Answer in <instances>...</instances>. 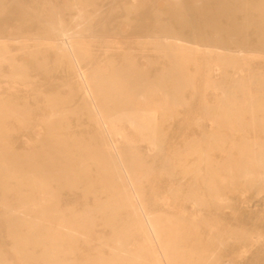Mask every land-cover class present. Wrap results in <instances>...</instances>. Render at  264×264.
I'll return each instance as SVG.
<instances>
[{
  "label": "bare ground",
  "instance_id": "6f19581e",
  "mask_svg": "<svg viewBox=\"0 0 264 264\" xmlns=\"http://www.w3.org/2000/svg\"><path fill=\"white\" fill-rule=\"evenodd\" d=\"M116 1L109 0V6L115 5ZM186 4L184 0H164V11L172 14L174 22L178 23L176 25L167 22L161 15V10L154 4L151 10L155 15V20L151 23L153 26L146 33L142 30L144 34H142V38L138 39L139 43L149 44L159 54L168 56L167 69L162 67L158 75L150 81H148L143 70H136L141 77L137 81L134 77L128 76L124 69H112L110 73L103 76L104 79L110 81L111 86L107 93L102 94L98 89V84L89 83L81 64L85 46L90 43L87 40H95L96 35H98L91 25V15L96 14L102 5L96 0H67L64 4L54 1L48 3L46 15L42 21L44 28L38 33H32L29 38L35 41L39 52L47 53V50L51 49L58 64L67 63L78 74L81 80L78 88L82 90V103L76 109L86 111L87 119L94 121L103 128L100 135L105 137V140L94 138L93 134L89 133L63 134L58 132L57 130L69 126V124L62 123L64 113L55 107L56 102H50V105L54 106V113L46 125L50 130L47 142L52 145V149L47 153L44 162L37 159L35 154L19 157L9 148H4L2 132L0 131V200L3 202L2 215L8 218L7 223L2 227L11 239L10 247L20 256L22 264H29L30 261L35 260H41L47 264H65L64 256L68 254H75L78 257V260L72 264H115L118 259L128 261L134 256L131 252L119 247L120 237L113 239L112 247L116 249L113 260L104 258L102 253L94 256L79 249L78 241L80 238L88 242V228L85 227V224L90 222L87 220L88 213L68 212L66 208L61 207L60 198L61 196H71L70 190L79 189L81 185H84L81 187L84 194H99L105 190L110 192L100 207V210L103 211L109 208L105 212V222L110 226L115 227L117 225V217L122 214V209L126 211L127 220L130 219L145 226L153 237L158 250L155 263L178 264L169 258L157 240L156 228L159 225L162 226L161 219L152 217L141 203L133 206L131 210L127 209L126 187L134 190V178L139 177L140 174L148 175L150 166L145 162L136 145L128 144L125 141L118 144L114 141L113 136L117 133V130H114L116 127L113 123L115 119H129L139 130L138 134H142L140 129L145 128L147 130L146 135L152 138L160 148L161 137L164 136V133L159 128L158 120L161 119L166 122L173 116L174 108L177 105L190 104L191 107L202 108L203 113L209 114L219 127L225 129L224 133L221 131L202 133L200 140H190L183 149L171 151L173 156L200 153L208 159L206 163L208 170L206 171H200L197 166H186L180 160L176 165L180 175H190L194 178L193 183L206 185L210 189L209 196L207 195L208 200L220 199L218 190L222 185L233 188L238 183L249 182L264 176V141H260V146L254 148L247 140L234 139L231 132L234 126H238L246 132L249 130L264 133V83L260 84L254 80L248 84H241L240 82L236 92L226 93L224 91L223 99L210 101L203 98L198 103L194 100L189 101L179 91L183 85H195V77L191 71L196 73L198 68L193 70L190 68L203 60L210 63L218 61L221 65L222 75H225L232 69H246L247 65L257 62L256 60L261 55L264 56L262 47L254 48L241 43L243 34L257 23V19H254L252 4L244 0H190L188 6ZM89 7L92 8V11L89 10ZM121 12L123 11L121 10ZM224 13L227 16L226 19L221 17ZM182 23L191 24L192 30L186 32L181 29ZM208 27H213V31H210ZM87 35L90 38L87 37V39ZM7 38L12 40L14 36L0 33V57H7ZM165 70L177 73L184 71L188 75H180L184 82L175 85L174 90L172 89L170 93L164 90V100L152 105L149 100L151 90L149 91L148 88H164ZM262 74L264 75V71ZM144 81L147 82L143 83ZM251 85H254L259 91L251 92ZM238 92L240 95L237 94ZM69 102L71 101L61 100L59 103ZM2 113H11L17 116L22 113L21 103L0 97V118ZM139 113L144 114L145 121L141 120ZM193 118L194 123L192 124L197 126L200 117L195 116ZM181 130L179 128V131ZM227 144L239 152V162L236 165L227 162H213L211 159V152L215 147L226 149ZM226 151L229 149L227 148ZM171 164L168 165L170 171L173 169ZM258 168L263 170L258 171ZM193 192L195 191L192 189L188 190V194ZM194 196L197 199L200 198L198 195ZM202 197L204 198V196ZM116 200L119 201L118 204L113 203ZM54 220H56L55 223H53ZM168 221L175 237H178L183 227L191 228V232L196 235L202 233L200 225L196 223L184 225L175 217H169ZM22 222L27 224L28 230L26 232L20 228L19 224ZM34 229L38 231L36 236L32 233ZM140 246L139 249L142 247ZM195 251L197 258L193 262L194 264H226L225 260L217 253V245L212 239L203 242L198 239ZM191 263L186 259L183 264ZM0 264H9L1 247Z\"/></svg>",
  "mask_w": 264,
  "mask_h": 264
},
{
  "label": "rangeland",
  "instance_id": "374dc122",
  "mask_svg": "<svg viewBox=\"0 0 264 264\" xmlns=\"http://www.w3.org/2000/svg\"><path fill=\"white\" fill-rule=\"evenodd\" d=\"M50 1L64 4L67 0H1L0 5V33L14 36L12 40L7 38V57H0V97L10 99L12 102H20L22 107V113L17 116L11 113H2L0 131L2 132L3 146L9 148L19 157L35 154L41 162L45 161L47 153L52 149V145L47 142L50 130L46 125L54 113V106L50 105V102H56L55 107L64 113L62 123L69 124V126L57 130L58 132L63 134L89 133L93 134L94 138L105 140V137L100 135L103 128L94 121L88 120L86 111L76 109L82 103V90L78 88L81 80L78 74L67 63L58 64L51 49L47 50V53L39 52L35 41L29 38L32 33H38L44 28L42 21ZM150 1L155 2L153 3L161 10V15L167 22H172L173 25L178 24L174 22L171 13H165L164 0H117L113 6H109V0H96L102 6L96 14L91 15V25L98 35H96L95 40H87L90 43L85 46L81 64L89 83L98 84V89L102 94L107 93L111 86L110 81L104 79L103 76L110 73L112 69H124L128 76L134 77L137 81L141 77L136 70H143L148 81H150L158 75L162 67L167 69L168 56L159 54L149 44L138 42V39L142 38V34L153 26L151 23L155 20V15L151 12L154 4ZM184 1L188 6L190 0ZM244 1L252 4L254 19H257V23L243 34L241 43L249 47H262L264 49V0ZM89 10L92 11V8L89 7ZM131 16L133 17L131 18ZM136 16L141 20L137 21L139 18ZM221 17L222 19L227 18L225 13ZM109 20L110 22H108ZM113 22L115 23L113 24ZM137 25H141V27ZM181 26L180 28L186 32L192 30L191 24L182 23ZM208 28L213 31V27ZM86 34L89 33L86 32ZM87 37L90 38L89 35ZM97 49L103 50V52ZM256 61L247 65L246 69H232L229 73L222 75L221 65L218 61L210 63L203 60L196 66L189 67L191 70L198 68L196 73L191 71L195 77V85H183L179 91L189 101L194 100L198 103L203 98L210 101L221 100L225 96L224 91L226 93L236 92L240 82L241 84H248L254 80L263 84L264 56L261 55ZM180 75L188 74L184 71L177 73L165 70L164 88H148L149 91L151 90L149 100L152 105L164 100V90L170 93L172 89L174 90L175 85L184 82ZM250 91L256 93L259 89L251 85ZM237 94L240 95L239 92ZM61 100H70L71 102L62 104L59 103ZM202 111V108L191 107L190 104H180L174 108L173 116L166 122L161 119L158 120L159 128L164 133V136L161 137L160 148L152 138L146 135L147 130L145 128L140 129L142 134H138L139 130L129 119L114 120L113 123L116 126L114 130H117L113 136L114 141L118 144L125 141L128 144L136 145L143 155V159L150 166L148 175L140 174L139 177L134 178V190L126 187L127 209L131 210L133 206L141 203L152 217L161 219L162 226H157L156 237L162 249L166 251L174 263L183 264L187 259L192 262L191 264H194L193 262L197 258L195 253L196 241L200 239L203 242L212 239L217 245V253L225 260L226 264H264V176L249 182L238 183L233 188L222 185L218 190L220 199L212 201L207 199L210 189L206 185L195 184L193 183L194 178L190 175L182 176L178 173L176 165L179 160L186 166H197L200 171H206L208 170L206 166L208 159L200 153L173 156L172 150L183 149L190 140H200L202 133L225 132V129L219 127L209 114ZM139 116L141 120L145 121L143 113H139ZM195 116L200 117L197 126L192 124ZM179 128L182 130L179 131ZM231 132L234 139L247 140L254 148H258L260 141H264V133L261 131L248 130L246 132L244 129L234 126ZM227 148L229 151H226ZM226 149L215 147L211 152L212 161L236 165L239 162V152L229 144L226 145ZM169 164L173 166L171 171ZM262 170V168H258V171ZM83 186L81 185L79 189L70 190L71 196H61L60 198L61 207L66 208L68 212L88 213L87 220L90 222L85 224L86 229L88 228V242L80 238L78 241L79 249L94 256L102 253L104 258L113 260L116 254V249L112 247L113 239L120 237L119 247L131 252L134 256L128 261L118 259L115 264H157L155 263L158 254L156 243L145 226L136 221L127 220L124 209L121 211L122 214L117 217V225L115 227L110 226L105 222V212L109 208L104 211L100 210L110 192L105 190L99 194H84L81 191ZM189 189L195 192L188 194ZM194 195H198L200 198L197 199ZM192 202L196 204L194 205ZM2 203L0 200V247L4 250L5 259L9 264H22L20 256L10 247L11 239L2 227L8 220L6 216L2 215ZM113 203L118 204L119 201L116 200ZM169 217L178 218L184 225L196 223L200 225L202 233L196 235L191 232V228L183 227L178 237H175L170 228ZM55 222L56 220L53 221V223ZM19 225L23 232L28 230L26 223L22 222ZM32 233L36 236L38 231L34 229ZM139 245L142 246L140 249ZM77 260L78 257L75 254L64 256L65 264H72ZM29 264L47 263L35 260L30 261Z\"/></svg>",
  "mask_w": 264,
  "mask_h": 264
}]
</instances>
